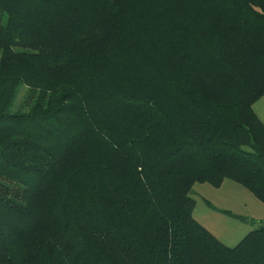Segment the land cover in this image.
<instances>
[{"label": "trees", "instance_id": "1", "mask_svg": "<svg viewBox=\"0 0 264 264\" xmlns=\"http://www.w3.org/2000/svg\"><path fill=\"white\" fill-rule=\"evenodd\" d=\"M262 96L264 0H0V264H264L190 196L264 204Z\"/></svg>", "mask_w": 264, "mask_h": 264}, {"label": "rangeland", "instance_id": "2", "mask_svg": "<svg viewBox=\"0 0 264 264\" xmlns=\"http://www.w3.org/2000/svg\"><path fill=\"white\" fill-rule=\"evenodd\" d=\"M190 196L195 202L193 218L225 246L235 247L250 231L264 226V204L235 182L226 180L219 188L195 183Z\"/></svg>", "mask_w": 264, "mask_h": 264}, {"label": "crops", "instance_id": "3", "mask_svg": "<svg viewBox=\"0 0 264 264\" xmlns=\"http://www.w3.org/2000/svg\"><path fill=\"white\" fill-rule=\"evenodd\" d=\"M252 108L259 120L264 123V96L261 98L259 97V99L253 104Z\"/></svg>", "mask_w": 264, "mask_h": 264}]
</instances>
